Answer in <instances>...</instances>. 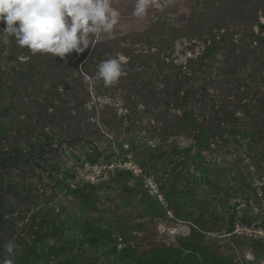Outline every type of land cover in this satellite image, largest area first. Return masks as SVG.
<instances>
[{"label": "trees", "instance_id": "trees-1", "mask_svg": "<svg viewBox=\"0 0 264 264\" xmlns=\"http://www.w3.org/2000/svg\"><path fill=\"white\" fill-rule=\"evenodd\" d=\"M192 1L195 3L185 26L176 27L160 17L145 32L146 42L156 49L155 53L143 59L142 55L130 59L123 65L125 75L112 86H105L100 80L95 82L100 92L121 90L119 94L125 100L130 123H125L126 118L118 117L109 107L95 105L91 114L84 107L87 100L84 75L95 76L98 64L106 55L114 57L111 49L116 51L115 45L94 38L83 53H72L61 59L32 54L18 47L15 40L11 43V39L10 53L0 51V65L6 60L17 64L9 71L15 74L13 83L6 88L10 100H0V260L4 258L8 240L23 243L12 235H2L1 226L12 222L11 227H18L20 223L26 236L38 235L40 240L20 247L14 264H248L239 262L231 253H214L204 259L203 254L214 243L204 242L201 228L223 226L226 234L233 237L237 225L250 226L255 222L264 227V184L261 192L252 185L255 177L261 179V169L264 174V25L258 33H245L241 45L235 40L238 29L251 26L252 30L258 19L264 17V0ZM0 26L6 25L0 23ZM184 39L190 43L202 42L204 52L201 57L177 66L171 57L177 42ZM122 41L124 49L136 43L125 42V37ZM1 45L4 43L0 42L3 48ZM215 50H222L223 55L220 61L207 62V68L214 65V70L207 75L202 68L203 58ZM21 57L24 61L19 60ZM214 71L229 88L227 98L213 99L209 92L215 82ZM200 74L206 75L202 78ZM4 86L0 81V94ZM231 96L233 100H228ZM140 104L144 105L142 111ZM90 115H100L101 124L112 134L91 131ZM14 130L20 138H11L9 134ZM55 133L58 140L52 141ZM181 136L193 142L188 148L190 151L182 150L176 141L170 140ZM147 137H158L160 141L154 151L156 161L161 159L163 165L160 171L165 177L161 192L166 203L193 226L190 239L180 240L177 247L151 249L140 255L129 247L119 248L121 244L113 229L85 221L76 214L62 217L48 206L31 210L35 215L43 211L42 223L48 222L50 227L46 229V225L36 227L37 216L28 215L31 212L7 211L3 198L8 192L14 194L20 189L11 190L14 181L9 175L21 166L40 167L43 161L44 168L56 175L62 174V179L53 178L54 186L83 195L85 188H70L68 182L75 179V171L58 167L54 161L57 152L62 156L72 155L77 144H88L84 158H77L82 166L124 161L130 152L137 159L142 155L141 149L147 146L143 143ZM243 142L254 172L249 170L250 166L240 167L242 159L227 155L229 148L234 149L235 145L241 148ZM11 144L14 149L9 151ZM151 148L146 152L150 153ZM204 151L208 154L204 155ZM128 173L131 171L119 170L117 176L126 178ZM167 178H171L169 185ZM198 185L206 187L209 198L195 193ZM233 192L234 199L228 196ZM20 198L27 200L26 196ZM154 213L161 215V207ZM49 238L53 239V245L38 247Z\"/></svg>", "mask_w": 264, "mask_h": 264}, {"label": "rangeland", "instance_id": "rangeland-1", "mask_svg": "<svg viewBox=\"0 0 264 264\" xmlns=\"http://www.w3.org/2000/svg\"><path fill=\"white\" fill-rule=\"evenodd\" d=\"M156 2L161 4V7L150 8L147 16L143 19H139L132 15L135 0H113V6L121 12L120 23L112 32L101 34L96 37V41L115 45L116 51L111 49V56H123V65L128 64L130 59L134 57L136 58L138 55H142L141 59L145 58L144 56L150 57V55L155 53L156 49L150 48V45L146 42L147 34L145 32L160 17L169 20L170 23L176 27L185 26L195 3L192 0H156ZM230 25L232 26L233 24L230 23ZM261 25H264V17L258 19V23L253 26L252 30L250 29L251 26L247 27L248 29L246 27L238 29V34L235 37L236 42L241 45L243 43L242 38L244 37V34L248 32L250 33L251 31L258 33L261 30ZM0 29H3L2 26H0ZM123 37H125V42L127 43H136L129 44V49H124L125 43L122 41ZM135 39H140V42L133 41ZM13 40L14 39H12L11 43H13ZM116 44L122 48H119ZM1 46L3 48H0V51H4L6 54L10 53L8 49L9 44ZM203 52L204 45L202 42L197 43V41L194 40L190 43L184 39L177 42L175 52L171 58L177 66L181 64L185 65L188 59L201 57ZM212 54H215V56H212ZM222 55V50H215L206 56L207 59L205 57L203 58V60L205 59V66H202V68L207 75L214 70V65L211 68H207L206 65H209V62L210 64L215 63L213 62L215 60L220 61ZM209 57H212V59L210 60ZM108 58L110 57L106 55V59ZM19 60L24 61V58L21 57ZM15 65H17L15 62H9V60H6V62L0 65V81L5 85L4 89L1 91L0 100L3 98V100L8 98L10 100L6 88L13 83L15 74H9V71ZM205 75L206 74H200V77L204 78ZM90 77L91 76L89 75H84L83 78L85 95L87 98L84 105L86 111L91 114L95 105L98 107L106 106L113 109L118 117L126 118L125 123H130L131 119H128L129 117L126 116L125 100L122 95L119 94L121 90H113L114 94H111L112 90L109 91L110 93L103 92L104 89L100 92V90H97L95 87L98 85L90 82ZM212 79L215 81L213 86L209 88L212 98L215 99L216 96L227 98L226 92L229 88L227 87V84L222 82V76L217 73V71H214ZM105 97L112 98L114 101L119 98L123 103L118 108L115 104H106L103 99ZM228 100H233V97H228ZM3 102L6 105V101ZM139 109L140 111L144 110V105L140 104ZM89 120H92V126H90L91 131L97 133L101 131V133L105 135H108L109 133L112 134V132H109V128H106L105 125L101 124L100 115H90ZM150 120L154 125V118L151 117ZM145 123H147V121H145ZM9 135H11L12 139L15 137H21L19 132L15 133V130ZM54 136L55 137L52 141H57L58 134L55 133ZM141 136L142 135L140 134L139 137ZM158 139V137H147L146 139H143V143H146L147 146L146 148L141 149L142 155L137 159L134 157L133 153L130 152L124 161L111 160L110 162L98 163L103 168H105L106 165H115L113 170H108V180L98 184L84 183L82 179L81 171L86 168H91L93 165L82 166L77 163V158H84L83 153L89 150L88 144H77L72 150V155L64 154L62 156L60 151L57 152L54 156V161L57 162L58 167L61 169L63 168L64 170L75 171V179L68 182L70 188H85L86 190L83 195L69 193L63 188L54 186L53 178L62 179V174L56 175L55 172L44 168L43 161H40V167L31 164L21 166L19 169L11 172L9 176L14 181L11 190H13V188H20L19 191L23 192L18 193V191L14 194L8 192L3 198L4 205L9 212L22 213L25 211L29 213L33 209L38 208L39 210L48 206L49 208L52 207L57 214L60 213L62 217L68 218L69 215L76 214L85 221L113 229L118 242L121 244L119 245V248L129 247L133 252L140 255L151 249L177 247L180 240L190 239L193 233V226H191L189 221L177 216V214L169 208L161 192V186L164 183L165 176L163 175V172L160 171V168L163 166L160 163L161 159L156 161L157 158H155L156 153L154 149L160 142ZM170 140L176 141L182 150L187 149L190 151L188 148L193 145V142L185 136L179 138L173 137ZM149 147L152 148L150 153H147L146 151ZM25 148L28 149L27 146H25ZM124 148L128 149V145H125ZM13 149L14 145L11 144L9 151H12ZM59 149L62 150L60 147ZM194 149L195 147L192 148L191 151ZM247 151L248 148L246 142H243L241 148L238 145H235L234 149L232 147L229 148L227 155L228 157H231V159H242L239 162L240 167L250 166L251 161L246 157ZM203 154L207 155L208 151H204ZM122 169H125V172L131 171V173L125 175L127 176L126 178H119L117 176V171H122ZM249 170L254 172L255 168L250 166ZM167 179H169L167 182L169 185L171 178ZM263 184L264 174H262L261 169V179L255 177L252 181V185L257 187L258 192H261ZM23 188L25 190H23ZM29 190L30 192L27 193ZM197 192L201 198L204 197V195L208 197V194H206L208 191L206 187L202 185H198L195 193ZM21 195L24 197L26 196L27 200H22L20 198ZM228 196L233 199L235 198L234 192L232 193V196ZM236 200L239 201V198ZM242 206L243 205L238 209ZM157 207H161V215H155L154 211ZM39 212L40 214L35 215L32 211L28 215L33 214L32 216H37V228L40 225H46V229L50 228L48 227V222H45L46 224L42 223L41 219L44 218L43 211ZM240 212L241 210H239V213ZM14 217L18 219L16 214H14ZM10 225L12 226L14 223H4V225L1 226L2 235L14 236L18 242H23L20 244V247H23V245H26L27 243L33 244L35 240L36 243H40L38 235H36V238H34L33 235L29 237L26 236V232L21 231L22 224H17L18 227H11ZM9 227L11 228L9 229ZM201 230L205 236L204 242L214 243L213 247L203 254L204 259L211 258L214 253H222L224 255L231 253L241 263L264 264L263 226H260L255 222L250 226L237 225L233 237L226 234L225 227L223 226L216 229L207 225L203 226ZM19 236L22 237L20 238ZM53 243V239L49 238L46 244L43 243L38 245V247H41L42 245L48 247L53 245ZM259 243L263 246H257L256 248L253 246ZM247 252H252L255 256V260L251 262L246 260L245 255Z\"/></svg>", "mask_w": 264, "mask_h": 264}, {"label": "clouds", "instance_id": "clouds-1", "mask_svg": "<svg viewBox=\"0 0 264 264\" xmlns=\"http://www.w3.org/2000/svg\"><path fill=\"white\" fill-rule=\"evenodd\" d=\"M156 0H135L132 15L143 19L150 8H160ZM121 12L113 0H0V42L8 44L14 38L16 45L32 54H48L64 59L72 53H83L91 41L101 34L112 32L120 23ZM123 56L117 55L98 64L91 83L97 80L112 86L125 75ZM106 104L123 103L117 98H103ZM20 245L10 239L4 245L0 264H14ZM245 259L255 260L252 252Z\"/></svg>", "mask_w": 264, "mask_h": 264}, {"label": "built area", "instance_id": "built-area-1", "mask_svg": "<svg viewBox=\"0 0 264 264\" xmlns=\"http://www.w3.org/2000/svg\"><path fill=\"white\" fill-rule=\"evenodd\" d=\"M114 166V164L106 165L105 168H103L101 165L96 164L91 168L84 169L83 171H81L83 182L89 184H98L108 180V170H113ZM124 170L125 169H122V171Z\"/></svg>", "mask_w": 264, "mask_h": 264}]
</instances>
